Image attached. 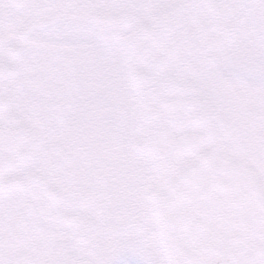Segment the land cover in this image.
<instances>
[{
  "label": "flooded vegetation",
  "instance_id": "flooded-vegetation-1",
  "mask_svg": "<svg viewBox=\"0 0 264 264\" xmlns=\"http://www.w3.org/2000/svg\"><path fill=\"white\" fill-rule=\"evenodd\" d=\"M113 1L33 0L15 10L0 0V85L11 100L9 119L0 114V133L6 129L19 143L0 159V264H106L144 247L147 225L156 242L145 195L177 168L156 163L151 154L165 130L174 138L204 136L198 153L217 148L233 160L261 153L256 145L251 150L252 142L250 150L242 148L241 128L251 129L254 111L231 105L205 83L216 67L257 58L264 0H119L116 7ZM51 30L57 35L41 43L37 36ZM120 44L143 74L133 79L132 104L129 96H115L117 84L104 65ZM52 54L58 62L45 63ZM25 57L19 76L2 72L20 68ZM94 76L106 84L93 82ZM168 101L165 114L161 106ZM123 107L135 108L148 135L129 137ZM114 108L123 119L109 118ZM136 190L141 201L131 198Z\"/></svg>",
  "mask_w": 264,
  "mask_h": 264
},
{
  "label": "water",
  "instance_id": "water-1",
  "mask_svg": "<svg viewBox=\"0 0 264 264\" xmlns=\"http://www.w3.org/2000/svg\"><path fill=\"white\" fill-rule=\"evenodd\" d=\"M30 2L9 0L14 8ZM0 91L5 113L10 100L4 86ZM12 141L0 136L1 161ZM202 144L164 132L152 151L158 162H177ZM152 200L166 264H264V185L252 169L204 152L157 184Z\"/></svg>",
  "mask_w": 264,
  "mask_h": 264
},
{
  "label": "rangeland",
  "instance_id": "rangeland-1",
  "mask_svg": "<svg viewBox=\"0 0 264 264\" xmlns=\"http://www.w3.org/2000/svg\"><path fill=\"white\" fill-rule=\"evenodd\" d=\"M124 1H128V0H124ZM113 2L116 7L117 4L119 3V0H114ZM115 7L113 6L114 9H116ZM15 32H16L15 27L12 26L10 34H13ZM57 33H58V30H51V31H48V33H45L46 35L45 34L38 35L37 37H38V40H40V42L43 41L44 42L43 44H45V42L47 41H52L50 37L57 35ZM90 40L91 39L81 40V43L85 44V41H90ZM55 44L58 45V41ZM87 44L92 45V41L88 42ZM257 44H258L257 46L258 52H257V59L255 63L245 65L244 61H242L243 65L241 64V65L236 66V69L238 71L233 72L231 79H230V70H227L225 73V77H226L225 81L227 83L226 87H224L221 81L216 78L219 76V73L221 71L217 69L214 74L210 75L208 81L205 83L206 84L205 86H208L207 90H209V92L211 93L219 92L223 94V98L225 99L226 102H229L231 105H234V104L236 105L238 104L239 106L242 105L241 107H244L243 105H246V102H243L241 100L240 102L235 101L236 100L235 95L231 94L230 90H232L234 93H236L243 99H249L250 97L260 98L262 95H264V63H263L264 61H262L263 58H261V57H264V43L259 39ZM124 46L125 45L120 44L118 45V47H114L113 48V51H114L113 59L111 60L109 64H104L105 66L108 67V72L110 76L114 79L113 80L114 83L116 82L115 84H117L115 86L114 92H115V96L118 99L122 97L126 98L130 95H133L132 80H133V77L136 75V73H139V70L141 67L140 64L134 63L133 61L127 59L125 55V51H124L125 49ZM52 50H54L55 52L59 51L58 48H53ZM52 50H50V52H52ZM52 53L54 54V52ZM53 54L49 56L48 58H46L45 63H49L53 65L58 62V59L55 58ZM27 61H28V57L23 58V61H22L23 67L27 66L28 64ZM38 62L39 64L37 65H38V68L40 69L42 63L40 61ZM245 66L249 67V69L245 70ZM104 69L105 67L103 68V70ZM58 70H59L58 66H57L56 71L54 70L52 71L50 68L49 77L51 79L55 78ZM108 80L109 79H107V83H108ZM38 82H40V85H42L44 84V79L38 80ZM93 82H97L98 85L105 83V81H100L96 77L95 79H93ZM119 82L123 83L121 87L118 85ZM246 90H248V95L246 94ZM23 104H25V106L27 104L26 94H24V97H23ZM134 110L135 108L133 107H128L127 109L123 107L122 111L125 114L124 119H126V121L129 122L128 124L130 128L129 129L130 131H128L129 137H133L134 139H136L135 141H137L144 134V131H145V134L148 135V132L150 129L148 128L146 123H143V121H140L141 117L139 116L137 111L135 112ZM247 111L248 112L254 111L255 118L254 117L251 118L252 123H251L250 130L247 126H244V125L241 128L242 133L240 135L242 137V148L243 150L245 149L250 150V146L252 142L253 145H252L251 150L253 151V147L256 145L257 146L256 151H259L261 153H256V154L246 153L245 154L246 158L242 159V161L248 163V165L250 166L254 164L257 170H259L262 173L261 176L264 180V117L262 118L260 116L261 114H264V104L261 102L259 103L256 102V105H255L253 102L249 101V106L247 107ZM38 112H44V111L38 109ZM88 112L89 111L84 112L85 115H87ZM118 114H121V112L118 113L116 108H114L113 113L109 114V118L115 121L116 116H118ZM97 115L100 116L101 112H97ZM118 118L123 119V118H120L119 116ZM132 129H133V132H131ZM112 131L114 135L119 134L117 133V128H113ZM153 163L155 162L153 161ZM181 163H183V161ZM149 167H152L151 168L152 171L158 170V168L155 169L156 167H154V165H149ZM146 179L148 181L147 176H146ZM151 189H152V184L149 185L146 195H145L147 201L150 198ZM141 194H142L141 191H137V190L131 191V195H132L131 198H133L135 201L137 200L141 201L142 199ZM145 225L146 224H144L143 226ZM146 231L147 232L151 231L149 225H147ZM147 232L145 233V239H143L144 241L142 242L145 244V249L142 252L140 253L136 252L135 254H132V253L116 254L113 256V259H111L110 262L109 261L106 262V264H134L135 262H139L142 264H164L163 256L157 245L158 243L154 242L151 239L152 233L151 232L147 233ZM131 237H133V238H130L131 244L132 242L137 244V241H134L135 237L133 235H131ZM136 255L138 256L141 255V257H139L137 261H135L137 257ZM119 258H123V260Z\"/></svg>",
  "mask_w": 264,
  "mask_h": 264
}]
</instances>
